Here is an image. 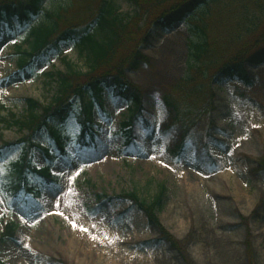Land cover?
Here are the masks:
<instances>
[{"label": "rangeland", "instance_id": "1", "mask_svg": "<svg viewBox=\"0 0 264 264\" xmlns=\"http://www.w3.org/2000/svg\"><path fill=\"white\" fill-rule=\"evenodd\" d=\"M103 1L108 15L131 18L135 12L126 0ZM74 2L42 0L41 12L23 29L15 18L0 24L1 171L22 155L17 143L26 131L15 122L26 118L24 100L46 106L56 91L49 74L64 73L66 64L87 70L79 48L67 43L34 59L32 72L17 68V48L27 49L31 30L48 25V14ZM263 26L264 0H207L172 27L148 25L139 50L149 62L126 74L142 94L141 116L131 128L133 147H126L121 131L131 105L105 91L102 110L95 105L92 110V144L72 142L55 152L51 181L41 186L40 196L7 197L0 191V217L17 226L13 237L2 238L0 224L1 263L264 264V177L253 173L264 158V61L246 66L250 86L209 70L214 110L188 131L174 161L165 145L179 144L184 130L164 105V97L188 74L189 43L208 37L238 40L239 46ZM102 37L97 32L95 38ZM262 48L264 40L256 47ZM174 56L169 68L165 62ZM79 129L72 118L64 132L76 141ZM47 140L44 130L34 137L36 169L46 164ZM127 194L146 205L161 195L155 216L179 250Z\"/></svg>", "mask_w": 264, "mask_h": 264}, {"label": "trees", "instance_id": "2", "mask_svg": "<svg viewBox=\"0 0 264 264\" xmlns=\"http://www.w3.org/2000/svg\"><path fill=\"white\" fill-rule=\"evenodd\" d=\"M74 1L71 8L58 11L55 15L50 14L48 18L51 22L48 25L31 30L27 50L17 49L18 68L30 72L34 59L46 57L50 51L58 50L62 43H71L79 48L81 56L87 62V70L82 73L66 64L64 73L48 75L55 79L56 91L46 106L36 100H24L26 118L15 122L19 128L26 131L25 136L17 143L23 145L22 156L4 173L0 172V186L5 193L19 195L24 192L25 196L38 195L40 186L50 181V168L57 157L52 155L51 150L62 152L69 141L64 129L70 115L76 113L74 103L78 101L82 106L80 112H77L82 118L79 122L81 133L78 141L81 145H87L93 100L99 102L106 90H112L113 94L133 107L130 117L122 124L121 129L125 135L126 147H132L130 130L132 122L141 115L142 94L126 80V73L137 71L149 62L139 50L146 37L145 29L153 24L163 28L172 27L207 2L126 0L134 7L135 12L131 18H120L105 13L107 9L103 0ZM41 2L42 0H0V22H9L15 18L23 29L38 15ZM99 31L103 37L97 40L95 36ZM257 33V36L248 37V41L239 46H236L240 44L238 40L226 42L211 40L208 37H203L199 43H190L188 74L164 97V104L173 115V123L181 125L184 130L180 143L169 149L172 159L180 156L185 143L184 137L189 130L214 110L215 95L211 89L209 70L250 85L246 66H258L264 61V48L256 49L260 41L264 40V26ZM43 130L49 140V148L43 150L47 164L36 170L31 162L33 139ZM202 151H205V148ZM207 157L209 159V156ZM197 159L203 162L202 158ZM214 169L216 166L211 170ZM253 173L264 177V158L257 162ZM125 198L132 202L138 201L134 194H127ZM160 200L161 195L150 204L139 203V208L146 214L149 223L157 225L159 229L161 228L155 216V209L160 205ZM16 228L15 224L4 225L2 238L13 237ZM161 232L169 244L179 250L173 237L162 229Z\"/></svg>", "mask_w": 264, "mask_h": 264}, {"label": "bare ground", "instance_id": "3", "mask_svg": "<svg viewBox=\"0 0 264 264\" xmlns=\"http://www.w3.org/2000/svg\"><path fill=\"white\" fill-rule=\"evenodd\" d=\"M175 58H177L176 56H174V57H172L169 61H166L165 63H166V65L169 67V68H172L173 66H174V59ZM72 209V208H71ZM74 212H75V210L74 209H72ZM50 235H52L51 233H50Z\"/></svg>", "mask_w": 264, "mask_h": 264}, {"label": "snow or ice", "instance_id": "4", "mask_svg": "<svg viewBox=\"0 0 264 264\" xmlns=\"http://www.w3.org/2000/svg\"><path fill=\"white\" fill-rule=\"evenodd\" d=\"M77 175H78V173H77ZM82 231H87V229H81Z\"/></svg>", "mask_w": 264, "mask_h": 264}]
</instances>
